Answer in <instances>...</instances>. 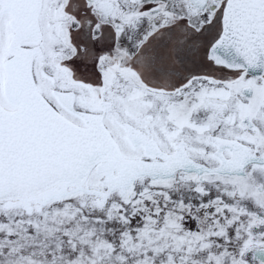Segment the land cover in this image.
Listing matches in <instances>:
<instances>
[{
  "label": "snow or ice",
  "instance_id": "snow-or-ice-1",
  "mask_svg": "<svg viewBox=\"0 0 264 264\" xmlns=\"http://www.w3.org/2000/svg\"><path fill=\"white\" fill-rule=\"evenodd\" d=\"M0 264H264V0H0Z\"/></svg>",
  "mask_w": 264,
  "mask_h": 264
}]
</instances>
